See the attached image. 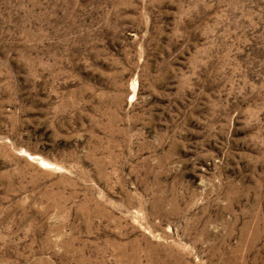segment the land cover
Wrapping results in <instances>:
<instances>
[{"label":"rangeland","instance_id":"1","mask_svg":"<svg viewBox=\"0 0 264 264\" xmlns=\"http://www.w3.org/2000/svg\"><path fill=\"white\" fill-rule=\"evenodd\" d=\"M0 264H264V0H0Z\"/></svg>","mask_w":264,"mask_h":264}]
</instances>
